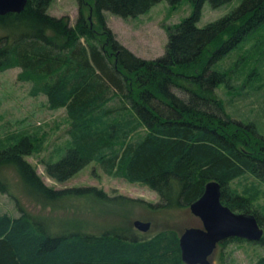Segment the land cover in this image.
<instances>
[{"label": "trees", "instance_id": "obj_1", "mask_svg": "<svg viewBox=\"0 0 264 264\" xmlns=\"http://www.w3.org/2000/svg\"><path fill=\"white\" fill-rule=\"evenodd\" d=\"M78 1L74 26L68 17L48 13L52 0H28L21 12L0 15V72L20 67L19 79L33 82L34 94H45L53 109H66L71 141L59 160L45 163L51 178L65 182L97 162L110 175L155 189L162 203L109 198L96 187L46 185L27 160L38 143L29 135L0 150V190L17 200L14 184L2 175L3 168L13 167L24 190L41 204L92 197L157 211L190 207L214 180L221 184L223 204L252 210L251 198L234 193L229 184L248 173L264 181V136L255 122L227 113L216 90L228 86L235 70L212 64L264 22V0H243L204 27L198 22L205 2L217 8L232 0H190L193 12L171 29L166 53L153 60L121 45L104 12L137 17L165 0ZM166 1L173 8L181 3ZM173 87L189 96H178ZM255 212L263 225L264 217ZM128 224L90 233L78 229L79 222L38 219L21 208L18 216H0V264H185L177 231L145 235ZM229 240L246 239L232 237L220 245ZM254 264H264V256Z\"/></svg>", "mask_w": 264, "mask_h": 264}, {"label": "rangeland", "instance_id": "obj_2", "mask_svg": "<svg viewBox=\"0 0 264 264\" xmlns=\"http://www.w3.org/2000/svg\"><path fill=\"white\" fill-rule=\"evenodd\" d=\"M242 1L232 0L217 8H213L210 2H205L198 26L204 27L217 21ZM193 10L190 0H181L177 8H173L165 0L137 17L124 18L109 11H105L104 16L107 27L121 45L138 57L153 60L166 53L171 29ZM90 11V7H86L85 16L93 22ZM48 13L56 17H68L70 24L74 26L79 17L80 4L78 0H52ZM212 67L224 70L234 68V74L226 81L231 88H226L228 86L224 84L216 93L224 100L226 111L232 119L245 123L255 122L256 129L264 136V22L235 49L212 64ZM21 70L20 67H12L0 72V150L17 143L22 136L29 135L37 139L38 143L36 151L27 160L46 185L56 189L96 187L106 192L109 198L126 195L142 202L162 203V197L155 189L145 183H133L110 175L97 162H91L65 182L51 178L46 172L45 163L57 161L64 155L71 141L68 132L71 120L65 108L53 109L45 94H34L33 82L19 79ZM172 90L184 99L189 96L188 91L182 87H173ZM2 175L14 184L12 193L17 200L0 190V216L5 213L18 216L23 208L38 219L60 224L79 222L78 229L90 233L113 230L128 223L137 230L134 226L136 220L151 223V228L143 233L145 235L166 229H173L182 235L190 227L202 226L201 220L192 214L190 207L152 211L139 204L122 208L107 205L92 197L65 198L57 206L41 204L24 190L13 167L3 168ZM229 188L242 197L251 198L252 210L242 213L255 216L251 211H256L255 213L264 217V181L248 173L233 180ZM236 212L241 213L239 210ZM262 222L264 223V219ZM257 242L229 240L218 247L214 262L254 264L264 256V240L262 243Z\"/></svg>", "mask_w": 264, "mask_h": 264}, {"label": "water", "instance_id": "obj_3", "mask_svg": "<svg viewBox=\"0 0 264 264\" xmlns=\"http://www.w3.org/2000/svg\"><path fill=\"white\" fill-rule=\"evenodd\" d=\"M28 0H0V15L21 12ZM222 187L217 181H209L201 197L190 205L192 214L198 217L201 227H190L180 235L182 258L185 264H213L210 259L218 245L232 237L259 241L264 229L254 215L237 213L221 200ZM134 226L141 232L151 228L150 222L136 220Z\"/></svg>", "mask_w": 264, "mask_h": 264}, {"label": "flooded vegetation", "instance_id": "obj_4", "mask_svg": "<svg viewBox=\"0 0 264 264\" xmlns=\"http://www.w3.org/2000/svg\"><path fill=\"white\" fill-rule=\"evenodd\" d=\"M196 217V216H195ZM198 218V217H197ZM261 225V224H260ZM262 227H263V225H261ZM201 227V226H200ZM219 246H221L220 244L218 245V247ZM218 247H217V249H218ZM217 249L215 250V252L217 251ZM215 252H214V254L211 256V260H212V262H213V264H215V262H214V255H215Z\"/></svg>", "mask_w": 264, "mask_h": 264}]
</instances>
